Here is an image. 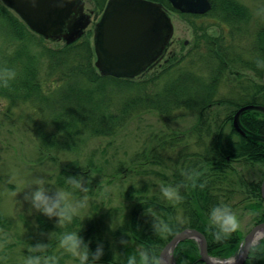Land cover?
<instances>
[{
	"label": "trees",
	"instance_id": "1",
	"mask_svg": "<svg viewBox=\"0 0 264 264\" xmlns=\"http://www.w3.org/2000/svg\"><path fill=\"white\" fill-rule=\"evenodd\" d=\"M91 1L96 7L94 13L101 16L108 0ZM151 1L163 4L169 13H179L169 0ZM210 1L212 9L207 15L217 13L216 16L228 24L239 23L246 18L244 16L247 10L245 12V9L234 0ZM93 36L94 31L88 29L80 40L71 45L49 48L43 37L32 32L15 12L0 1V69L7 68L16 73L15 79L10 80L7 87L0 86V97L13 104L20 102L38 104L51 113L57 132L66 135L67 140H72L81 130H88L98 136H111L137 108L140 111L155 110L165 117H170L181 108H188L199 113L197 126L192 133L194 132L197 140L199 139L195 145L203 148V151L183 153L169 168L167 166L171 173V180H168L173 188L178 187L182 197L179 203L159 196H148L144 190L129 193L130 196L127 197L132 202L130 215L128 221L115 235L120 237L119 249L112 250L109 244L105 243L100 259L93 261L92 255L103 241L94 239L87 242L88 264H127L129 256L143 249L149 250L154 257L160 259L167 244L178 233L187 229H195L205 236L210 256L220 260L235 257L241 249L244 237L237 230L227 239L216 241L213 236L216 229L210 228L209 213L213 207L221 205L233 209L229 202L235 196V192L240 190L234 186L231 176L232 173L237 174L235 164L264 165V113L248 110L240 115L239 124L241 128H245L247 137L238 133L233 126L235 114L241 107L249 105L264 107L263 82L255 86L254 92H249L248 88H241L234 99L218 97L216 89L225 72L239 74L238 71H229L232 63L227 57L228 52L223 48L225 41L223 37L216 38L215 42H208L210 55L205 62L208 63L211 58L209 62L216 61L217 64V70L211 79L203 80L197 77L194 71H183L179 68L183 58L175 56L169 58L161 74L146 81L136 82V79L145 75L157 63L135 79L102 77L94 66ZM257 51L260 59L254 62H238L242 65L240 68L252 70L259 78H263L262 38L259 39ZM44 65L48 79L54 83L53 87L45 88L43 84ZM173 70L174 74H177L174 79L168 80V83L166 82L161 90L156 92L163 78L171 76ZM83 81L93 84V90L86 89ZM109 83H113L111 88L108 87ZM135 87L142 90L140 95L126 103L119 115L103 113L100 116L96 113V107L102 104L105 94L110 89L130 90ZM223 112L224 119L221 117ZM225 124H231L229 130ZM204 133L206 135L203 139ZM46 136H42V152L49 149L50 142ZM206 138L209 139L208 144L205 143ZM235 138L239 140L235 141ZM150 164L157 165L160 162L145 156L141 166ZM62 172L71 177V182L68 185L66 183L68 188L82 181L86 191H89L88 194H93L97 184L89 170L69 166ZM149 173L150 170L145 169L144 174ZM160 176L165 177L162 174ZM61 181L64 184V180ZM263 181L264 173L259 181H240V187L249 190L250 197H253L252 211L261 212L256 216L257 224L264 223V199L261 191ZM78 191L76 189L74 192ZM0 226H6V220L1 213ZM89 234L90 232L87 235ZM38 255L41 256L40 253ZM200 257V248L195 240L180 243L174 252L176 264H203ZM41 264L62 262L50 259ZM244 264H264V240L252 247Z\"/></svg>",
	"mask_w": 264,
	"mask_h": 264
},
{
	"label": "rangeland",
	"instance_id": "2",
	"mask_svg": "<svg viewBox=\"0 0 264 264\" xmlns=\"http://www.w3.org/2000/svg\"><path fill=\"white\" fill-rule=\"evenodd\" d=\"M84 1L86 12L92 16L93 11L89 29L94 30V24L101 16L94 13V2ZM234 1L245 12L247 10V15H243L246 18L240 24L224 23L216 16L217 13L194 17L193 14L167 11L174 25L173 38L162 59L156 62L157 65L137 78L136 82L161 74L168 64L166 62L173 56L183 58L179 65L183 71H194L203 80L211 79L217 64L216 61L209 62L211 58L208 61L210 64L205 62L210 55L208 42L223 37V48L232 63L229 71H238L239 74L225 72L216 89L218 97L234 99L241 88L254 92L255 86L262 83L263 78L252 70L240 68L242 65L238 61L254 62L260 59L257 47L259 39L264 40V0ZM92 42L94 46L93 38ZM45 44L49 48H57L65 43L45 39ZM95 62L96 54L94 66ZM42 68L45 88L53 87L54 83L46 75V65ZM175 70L171 76L163 78L156 92L168 80L174 79L177 75L174 74ZM83 85L93 90V84L83 81ZM112 85L109 83L108 87ZM140 91L136 87L130 90L110 89L102 104L96 107V113L100 116L103 113L117 116L126 103L140 95ZM194 111L181 108L170 117H165L155 110L140 111L137 108L111 136H98L81 130L72 140H67L66 135L57 132L51 113L38 104H13L0 97V213L6 220V226H0V264H24L27 256L39 253L41 263L52 259L62 264H79L78 258L60 245L62 235L67 232L78 234L85 244L100 239L103 241L100 248L108 243L109 248L116 250L121 242L120 237L115 236L116 232L130 215L132 202L127 197L129 193L144 190L148 196L165 199L161 193L162 184L171 186V173L167 166L169 168L183 153L203 151V148L195 145L199 139L192 133L199 119V113ZM224 114H221L222 119ZM225 125L229 130L231 124ZM42 136L50 139L49 149L44 152L41 151ZM205 141L209 143L208 138ZM145 156L160 164L141 166ZM69 166L90 171L97 184L92 195L88 194L82 181L80 187L68 188L71 177L62 171ZM235 167L237 174L232 173L231 176L234 186L240 190L235 192L229 204L240 222L238 231L245 239L259 225L256 216L261 212L252 211L253 197H250L249 190L240 187V181L261 180L264 165L235 164ZM145 169H149L150 173L144 174ZM161 174L165 177L162 178ZM37 180L43 181V187L50 192L61 190L65 193L66 204L72 209L71 221L49 217L37 211L30 200L25 199L36 189ZM61 180H64V184ZM76 189L79 190L77 193L74 192ZM36 245L45 247L36 248Z\"/></svg>",
	"mask_w": 264,
	"mask_h": 264
},
{
	"label": "water",
	"instance_id": "3",
	"mask_svg": "<svg viewBox=\"0 0 264 264\" xmlns=\"http://www.w3.org/2000/svg\"><path fill=\"white\" fill-rule=\"evenodd\" d=\"M15 12L35 34L71 45L85 34L92 23L84 0H0ZM183 13L204 15L212 9L210 0H169ZM174 35V25L163 4L151 0H109L94 26L95 66L102 77L134 79L161 59ZM264 85V76H263ZM248 110L264 113L263 106L241 107L234 117L235 129L243 133L239 117ZM264 199V182L262 184ZM264 237V223L254 227L244 239L235 258L220 260L209 255L205 236L187 229L178 233L164 248L160 264H176L174 252L180 243L195 240L204 264H244L249 253ZM171 257V259H169Z\"/></svg>",
	"mask_w": 264,
	"mask_h": 264
},
{
	"label": "clouds",
	"instance_id": "4",
	"mask_svg": "<svg viewBox=\"0 0 264 264\" xmlns=\"http://www.w3.org/2000/svg\"><path fill=\"white\" fill-rule=\"evenodd\" d=\"M34 2V0H33ZM72 2V0H66ZM260 66L259 64L257 65ZM16 73L10 69H0V86L7 87L10 80L15 79ZM36 189L30 197L32 207L43 214L53 217L56 216L61 221H71L72 209L66 204L65 193L61 190L50 192L43 187L44 182L35 181ZM79 187V184H77ZM203 187V185H201ZM161 193L163 197L170 201L179 203L182 197L179 194L178 187L165 186L162 184ZM210 228H215L213 236L220 242L231 236L240 228V222L237 216L227 205L213 207L209 213ZM60 245L69 253L73 254L79 260V264H88L89 249L80 236L76 233H64L60 239ZM36 248H43L44 245H36ZM103 254L102 248H97L92 255L93 261H97ZM171 259V257H169ZM235 261V258H233ZM24 264H41V257L38 255H29L25 258ZM127 264H159V259L154 257L147 249L139 251L128 257Z\"/></svg>",
	"mask_w": 264,
	"mask_h": 264
},
{
	"label": "flooded vegetation",
	"instance_id": "5",
	"mask_svg": "<svg viewBox=\"0 0 264 264\" xmlns=\"http://www.w3.org/2000/svg\"><path fill=\"white\" fill-rule=\"evenodd\" d=\"M233 126H234V124H233ZM242 130H243V133H240V132H238L237 130H236V131H237L238 133H240L241 135L247 137V133H246V131H245V128H242Z\"/></svg>",
	"mask_w": 264,
	"mask_h": 264
}]
</instances>
